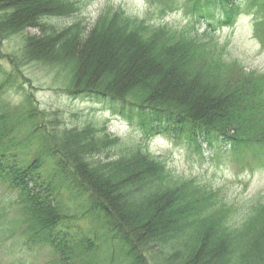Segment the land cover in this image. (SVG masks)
I'll return each instance as SVG.
<instances>
[{
  "label": "trees",
  "instance_id": "trees-1",
  "mask_svg": "<svg viewBox=\"0 0 264 264\" xmlns=\"http://www.w3.org/2000/svg\"><path fill=\"white\" fill-rule=\"evenodd\" d=\"M148 1L161 16L182 6L191 22L179 29L108 7L90 30L80 20L59 29L47 21L71 16L78 1L0 0V38L24 34L25 63L65 69L69 96L105 104L147 139L228 150L252 169L245 154H264V72L228 61L209 33L214 21L232 24L246 1L261 37L264 0ZM12 78L0 82V97L11 88L25 102L16 116L0 104V181L21 206L26 244L48 249L50 264H111L115 256L120 264H264V197L237 209L139 147L101 158L118 136L105 125L61 128ZM63 190L104 229L102 239L62 204Z\"/></svg>",
  "mask_w": 264,
  "mask_h": 264
},
{
  "label": "rangeland",
  "instance_id": "rangeland-1",
  "mask_svg": "<svg viewBox=\"0 0 264 264\" xmlns=\"http://www.w3.org/2000/svg\"><path fill=\"white\" fill-rule=\"evenodd\" d=\"M76 1L79 2V10L71 16L53 17L47 22L61 29L80 20L90 30L108 7H122L132 16L179 29L191 22L182 6L161 16L155 5L148 0ZM247 5L243 1L240 14L232 24L220 25L218 21H214L215 30L209 35L213 36V42L219 50H223L224 58L228 61H236L247 71L264 72V33H261V37L257 34V10ZM206 28L207 24L197 26L198 35H203ZM39 31V28L28 29L31 34ZM24 47V34L0 38V82L10 74L12 80L23 84L27 91L33 93L37 107L45 111L50 120L59 119L61 128L81 129L88 125H105L113 135L120 138V143L102 153L101 158H115L139 147L164 160L175 173L194 177L199 182L220 190L225 201L237 209L242 210L264 197V154L257 160L252 153L245 154L247 160L256 162L251 169L245 168L240 156L228 150L219 153L206 146L198 150L177 145L162 135L147 139L139 128L115 115L105 104L73 99L64 91L68 83L66 70L38 62L25 63L22 60ZM24 102L23 93L16 89L7 88L0 97V104L6 103L14 112L21 110ZM14 115H17L16 112ZM21 139L22 137L19 138ZM33 148L34 146L26 147L29 156L33 155ZM60 197L62 204L77 216L78 223L86 231L101 239L105 236L104 229L87 218L84 211L69 199L65 190ZM21 217L22 210L16 196L0 181V264H50L52 256L48 249L26 244L22 236ZM115 258L111 264H120L119 256Z\"/></svg>",
  "mask_w": 264,
  "mask_h": 264
}]
</instances>
